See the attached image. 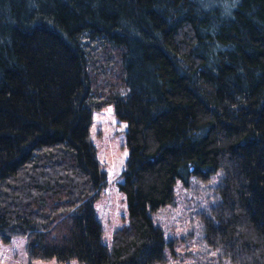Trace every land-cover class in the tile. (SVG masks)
<instances>
[{
    "label": "trees",
    "instance_id": "16d2710c",
    "mask_svg": "<svg viewBox=\"0 0 264 264\" xmlns=\"http://www.w3.org/2000/svg\"><path fill=\"white\" fill-rule=\"evenodd\" d=\"M111 104L130 216L107 246L90 128ZM178 184L206 246L264 264V0H0V238L28 264H159Z\"/></svg>",
    "mask_w": 264,
    "mask_h": 264
},
{
    "label": "rangeland",
    "instance_id": "374dc122",
    "mask_svg": "<svg viewBox=\"0 0 264 264\" xmlns=\"http://www.w3.org/2000/svg\"><path fill=\"white\" fill-rule=\"evenodd\" d=\"M127 129V122L116 115L113 104L93 112L90 138L105 174V184L94 208L103 227L102 242L107 246L111 245L114 233L128 223L130 216L127 196L122 189L129 154ZM201 195L202 189L187 190L178 184L174 204L157 214L156 224L164 230L167 241L172 242L159 264H230L202 240L194 207ZM0 264H28L24 238H14L10 243L0 238ZM34 264L86 263H58L53 260L36 261Z\"/></svg>",
    "mask_w": 264,
    "mask_h": 264
}]
</instances>
